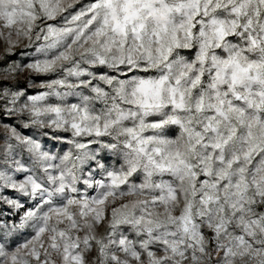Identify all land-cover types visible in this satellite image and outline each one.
I'll list each match as a JSON object with an SVG mask.
<instances>
[{"label": "snow or ice", "instance_id": "6c2138e0", "mask_svg": "<svg viewBox=\"0 0 264 264\" xmlns=\"http://www.w3.org/2000/svg\"><path fill=\"white\" fill-rule=\"evenodd\" d=\"M0 264H264V0H0Z\"/></svg>", "mask_w": 264, "mask_h": 264}]
</instances>
